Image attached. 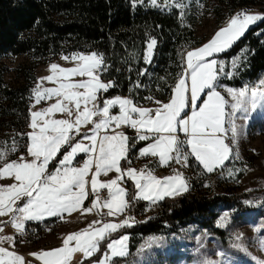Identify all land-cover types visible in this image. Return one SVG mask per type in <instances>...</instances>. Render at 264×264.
<instances>
[{"label": "rangeland", "instance_id": "rangeland-1", "mask_svg": "<svg viewBox=\"0 0 264 264\" xmlns=\"http://www.w3.org/2000/svg\"><path fill=\"white\" fill-rule=\"evenodd\" d=\"M183 10L185 14L195 15V33L202 40L199 46L192 48L186 54L185 76L194 68V60L198 55L206 59L216 58L218 64L208 83L207 91L220 86L224 97L223 114H226V122L224 115L221 118L215 116L213 110L216 107L213 102H206L197 110L191 111L190 98L193 99V91L187 83H180L171 99L153 100L147 103L149 104L146 107L147 111L150 108L158 111L155 118L148 117L147 125L159 129L157 132L163 138L165 147L171 143V136L174 137L176 134L178 136L175 158L178 161V170L175 172L177 176L171 182V186H176L178 189L173 188L165 192L170 196H176L190 189L189 179H197L198 176L192 170L185 173L184 162L179 154L187 157L185 153L188 148L187 137L194 140L199 129L207 131L217 129L222 125V121L225 126L222 139H225L226 145L230 148L228 157L230 159L216 166H222V169L217 173V177H213L214 188L233 189L237 192L264 190V87L260 86V82L239 88L219 83V75L224 73L231 75L239 58L235 57L226 61L223 58L209 56L229 47L249 26L262 17L264 10L260 6H254L241 21L236 19L235 10L229 11L225 0H187ZM154 45L155 40L151 39L146 48V60L151 59ZM2 60L7 66L5 78L10 84L15 85L23 80L21 69L28 65H36L34 69L36 79L33 81L30 97V121L27 126L29 143L26 150L16 156L15 159L18 156L20 158L13 164H8L13 159H7L5 148H0V173L7 172L5 164H8L7 168L11 165L16 168L18 172L15 174H20L19 171L25 170L28 166L36 168L45 163L48 166L64 144L71 145L63 159L64 164L74 160L79 153L81 157H84V152L89 153L91 160L90 152L98 148L99 163L94 171L92 189L100 192L106 191L104 187H107L111 197L101 199L97 194L94 196V204H89V209L94 208L97 214L96 216L92 214L91 219L78 216L68 222L59 219L58 223H49L50 225L44 228L45 232L35 241H22L29 243L28 247L21 249L22 252L28 251L27 257L19 256L15 251L10 250V246L14 244L20 247L22 242L17 241V237L22 231L15 235L14 242L13 229H5L0 225L2 230L0 243L3 244V247L0 245L2 259L0 264H17L18 257H22V264H26L27 259L29 264H40V262L41 264L66 262L81 264L84 258L97 250L99 240L107 232L130 221L125 209L127 188L123 179L125 176H133L135 169L129 167L124 171L120 161L130 149V137L136 139L135 141L138 139L134 134L135 131L127 128L130 126L126 127V97L113 96L106 107L102 108L103 105H101L98 112L103 115L99 119L100 122L96 120L101 127L93 129L91 124H96L94 118L97 117L99 92L110 83L103 80L100 77L101 72L97 71L101 65L99 53L75 51L39 60H33L29 55L21 54L8 55ZM227 66L228 69H226ZM190 74L191 79L192 73ZM213 78L216 79V83H213ZM207 91L203 90V95ZM213 95L215 92L211 91L209 96ZM199 98L200 95L197 99ZM187 109H189L188 114L182 116ZM112 118L113 123L109 121ZM107 128L112 129L111 136ZM79 135L81 137L85 135L84 141L82 138H77L72 142ZM153 147L154 144H150L147 146V151ZM24 153L26 154L23 155ZM75 160L80 161V157ZM226 161L228 162L225 164ZM143 165L151 169L156 166L151 162H144ZM165 168L157 164V167L151 170V175L161 180L167 174L174 172L165 171ZM43 181L44 177L39 179V182ZM161 181L162 187L164 182ZM208 184L207 181L201 189H205ZM12 186H14L13 192L23 187L21 183H15ZM45 200L53 206L63 205V200L57 198ZM149 201L153 202V200ZM70 204L72 206L73 201ZM227 217V212H223L218 219V224L224 223ZM189 232L193 233L192 229H189ZM193 235L194 240L199 241L195 242L193 248L196 253L200 252L199 258H193L188 254L191 246L189 248L180 246L182 238L179 236L151 234L139 239L134 260L123 264H264L263 219L250 221L241 234L245 238V245L240 248L220 246L219 243L213 242V237L207 232H196ZM130 243L128 234L111 240L109 251L103 258L89 264H111L113 256L126 255L130 251ZM204 245L208 247V250H203Z\"/></svg>", "mask_w": 264, "mask_h": 264}, {"label": "trees", "instance_id": "trees-1", "mask_svg": "<svg viewBox=\"0 0 264 264\" xmlns=\"http://www.w3.org/2000/svg\"><path fill=\"white\" fill-rule=\"evenodd\" d=\"M186 1L0 0V148H5L7 159H15L29 143L27 126L36 65L21 69L23 80L12 85L5 78L7 66L3 57L27 54L39 60L75 51H95L101 55L100 77L110 82L99 92V106L114 95L127 96L138 104L166 101L174 96L186 74V54L202 43L195 33V15L185 14L183 10ZM225 1L230 12L240 6H260L264 10V0ZM151 39L155 40V45L151 59L146 60V48ZM209 56L226 61L239 58L231 75H219V83L239 88L260 82L264 87V14L229 47ZM200 58L198 55L194 64ZM216 82L213 78V83ZM188 112L189 109L185 110L182 116ZM135 140L129 139L130 149L120 161L122 169L134 162L139 148L152 138ZM70 146L69 143L60 148L48 165L49 171L57 166ZM185 153L189 169L198 176L189 179L190 189L150 202L137 197L134 181L124 177L128 188L126 210L136 220L126 221L107 232L99 240L97 250L81 264L101 260L109 251L110 241L123 234L130 235V251L113 256L111 264L133 261L139 239L151 234L179 236L182 248L192 247L188 254L193 258L200 256V252L193 249L195 242H199L194 240L196 232H207L220 246L240 248L245 245L241 234L250 221L264 220V190H217L213 177H217L222 166L207 171L188 148ZM207 181L208 186L201 189ZM223 212H227L228 217L218 224ZM55 219L29 221L26 229L36 226L43 229L44 224ZM203 250L208 247L204 245Z\"/></svg>", "mask_w": 264, "mask_h": 264}, {"label": "crops", "instance_id": "crops-1", "mask_svg": "<svg viewBox=\"0 0 264 264\" xmlns=\"http://www.w3.org/2000/svg\"><path fill=\"white\" fill-rule=\"evenodd\" d=\"M217 64L218 62L216 61V58L206 59L204 57L198 59L194 68L188 72L187 76L184 75L182 77V82L180 81V83H187L190 90L193 91V99L189 97L192 105L191 111L197 110V108L203 106L206 102H213L216 107V109L213 110L215 116H219L221 118V116L224 115V121L226 122V114H223L224 97L223 92L220 91V86L214 87L213 90H209L203 95V90L208 88V83L211 81L212 74L214 73ZM190 73H192L191 79L189 78ZM211 91L215 92V95L209 96ZM199 95L200 98L198 100L197 98ZM114 96L118 97L124 95ZM112 97L107 98L101 107H106ZM124 97H126V127L130 126L127 128L135 131L134 134L137 136L138 140L146 138H152V140L139 148L137 154L134 155V162L123 169L124 171H126L129 167H133L135 169L133 176H129V178L134 181L137 187V197L156 201L161 199L163 196L168 195V193L165 192L166 190L169 191L173 188L176 190L178 189L176 186H171V182L174 180V177L177 176L175 172L178 170V161L175 160L177 156L178 136L177 134L174 137L171 136V143L165 147L163 138H161L159 132H157L159 129L151 125H147L148 111L146 107L149 104L134 103L129 97ZM101 107L99 105L97 107V117L96 119L94 118L95 123L96 120L100 122L99 119L103 115L98 112ZM109 121H112L111 123H113V118ZM98 125V123L91 124V127L93 129L94 127H101ZM107 129L109 130V134L111 136L112 129ZM224 129L225 126H223L222 121V125H220L217 129H211L210 131L199 129L198 135L194 140L187 137L186 145L188 150L199 160L207 171L215 169L216 166L223 163L229 157L230 148L226 145L227 142L225 139H222L224 138ZM98 134L100 136L99 131ZM80 138L83 140L85 135ZM150 144H154V147L150 151H147V146ZM68 151L62 155V158L58 161L57 166L50 171L45 163L44 165H40L36 168L28 166L25 170L19 171L21 172L20 174H15L18 172L16 168H13L12 165L9 168L6 166L16 162V160L20 158L19 156L17 159H13L8 164H5V170L7 172L5 174L0 173V225H2L5 229H13L14 242L15 235L26 229V224L29 221L42 222L47 218H56L54 221H50L46 224L48 227L50 225L49 223H58L57 221L59 219L68 222L75 219V216L83 219H91L92 214L96 216V210L94 208L92 210L89 209V206L94 204V198L91 200L90 205L86 201L88 190L92 188L94 171L99 163L98 148L94 149L93 152H90L92 153L91 160L89 159V153L84 152L85 155L80 158V161L75 160L76 156L74 160L64 164L63 159ZM81 153H83V151H81ZM179 155L180 159L184 162V169L187 174L188 171H190L187 164V157L184 154ZM144 162L153 163V165H156L155 168L158 164L159 167H166L165 171L174 172H171L164 178H161L164 182V185L161 187L162 181L157 180L151 175V170L155 168H148L146 165H143ZM42 177H44V181L39 182V179ZM15 183H21L23 185L21 190L13 192L12 188L14 186H12V184ZM124 183L126 185L125 180ZM49 185L50 187H48ZM104 188L109 192V197H111V192L108 188ZM127 190L125 192V196H127ZM161 193L163 194L159 195ZM54 198L63 200V205L53 206L45 200ZM71 201H73L72 206H70ZM126 207L127 200L125 201V209ZM85 222H87V220ZM0 245L3 247V244L0 243ZM27 245L29 246V243L22 242L18 248L17 245L14 244L13 246H10V250L15 251L17 255L21 256L23 255L21 249L28 247ZM21 258L22 257H18L17 264H22ZM1 262L2 259L0 257V263ZM26 264H29L28 259L26 260Z\"/></svg>", "mask_w": 264, "mask_h": 264}, {"label": "built area", "instance_id": "built-area-1", "mask_svg": "<svg viewBox=\"0 0 264 264\" xmlns=\"http://www.w3.org/2000/svg\"><path fill=\"white\" fill-rule=\"evenodd\" d=\"M251 10V7L249 6H240L238 8L235 9L234 11V14H235V17L236 19L238 20H244L247 16V14L250 12ZM97 71L100 72L101 69L100 67L97 68ZM157 109L155 108H150L148 110V117L150 118H155L157 116ZM99 195L101 199H107L109 198V192L108 191H100V192H97L95 190H93L92 188H90L88 190V194H87V203L88 204H91V200L94 198L95 195ZM129 219L130 221H135L136 220V217L133 215V214H129ZM46 224H44V228H47V225L45 226ZM42 229H39L36 227H29L27 229H25L24 231H22L18 237H17V241H20V242H32V241H35L37 238H39V236H41L43 234V232H45V230ZM23 255L25 257H27L29 254H28V251H25V252H22ZM59 264H71V263H59ZM73 264V263H72Z\"/></svg>", "mask_w": 264, "mask_h": 264}]
</instances>
